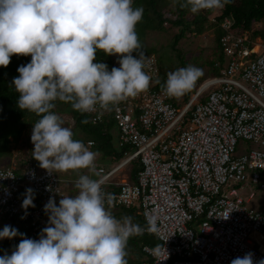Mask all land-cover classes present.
I'll list each match as a JSON object with an SVG mask.
<instances>
[{"label": "built area", "instance_id": "obj_1", "mask_svg": "<svg viewBox=\"0 0 264 264\" xmlns=\"http://www.w3.org/2000/svg\"><path fill=\"white\" fill-rule=\"evenodd\" d=\"M211 11L217 22V9ZM220 24L226 65L187 99L164 93L159 60L150 54L146 91L110 110L87 113L95 123L111 116L119 148L128 149L109 168H97L96 179L114 198L110 208H136L145 229L148 219H156L151 234L159 243L143 246L148 258L142 264H230L248 252L254 264L264 259V39L240 33L231 17ZM27 146L20 165L0 166V231L10 225L25 238L39 239L48 225L44 205L50 197L59 205L66 195L58 175L32 157L31 140ZM136 159L142 167L136 180H116ZM247 187L252 190L245 199ZM28 188L35 206L25 210ZM258 193L261 203L249 207ZM20 240L18 235L12 244Z\"/></svg>", "mask_w": 264, "mask_h": 264}, {"label": "clouds", "instance_id": "obj_2", "mask_svg": "<svg viewBox=\"0 0 264 264\" xmlns=\"http://www.w3.org/2000/svg\"><path fill=\"white\" fill-rule=\"evenodd\" d=\"M230 2L173 0L181 9L193 14L206 10L209 15L214 9L219 15ZM143 13V8L133 7V0H0V67L6 68L13 55L31 56L18 67L12 85L19 94V109L40 117L32 128V157L49 173L87 169L92 174H80L77 194L61 197L59 205L49 198L44 205L48 225L39 239L25 238L5 225L0 240L18 235L21 240L16 247L12 244L10 255L0 256V264H128L129 239L157 231L155 217L147 220L145 229L131 216L118 219L112 214V194L92 178L100 174L97 153L75 139L53 111L56 101L70 103L81 114L107 111L150 87L136 31ZM98 51L117 56L119 67L109 71L106 63L97 62ZM203 74L191 64L178 68L167 73L163 91L181 98ZM23 195L22 208L34 207V190L28 188ZM253 256L248 252L230 264H254ZM256 264H264V259Z\"/></svg>", "mask_w": 264, "mask_h": 264}, {"label": "trees", "instance_id": "obj_3", "mask_svg": "<svg viewBox=\"0 0 264 264\" xmlns=\"http://www.w3.org/2000/svg\"><path fill=\"white\" fill-rule=\"evenodd\" d=\"M173 0H133V7H141L144 10L142 20L137 24L136 31L141 43L140 51H143L142 39L149 31L164 30L166 25L170 27H177L180 32L175 36L177 42L183 38L186 32L195 35L203 34L207 27H213L216 31V44L219 51L218 58L211 61V71L209 76L213 77L219 74L220 69L225 67L227 59L224 50L221 46L222 29L218 23H221L225 17H231L235 21V28L240 33H248L252 31L253 23L258 21L264 22V0H231L225 5L220 14L217 15V23H213L208 19L210 11H201L197 14L191 13L187 9H181L179 3L174 4L175 9L170 10L169 6ZM253 36H261L264 39V30H254ZM155 49H150L149 52L153 53ZM97 62H103L108 65L109 71L112 67H119L117 56H106L103 52H97ZM31 61V56L13 55L10 64L5 67H0V159L6 155L11 154L10 143H30V139L25 137L29 132L32 133L34 123L40 118L36 114L27 110L19 109L17 101L19 94L15 91L12 81L19 75L17 69L21 65H26ZM161 67L162 80L160 85H163L167 78V73L178 69L176 66H167L159 63ZM187 66L185 60L182 62V67ZM207 77H201L204 81ZM189 93L186 94L187 99ZM59 110L62 113H69L75 122V127L82 133L79 136L73 131L74 138L83 141L85 144L88 141H93L94 146L92 149L101 153L103 158L110 160H121L128 152L127 148H119L118 138L116 140L115 121L110 116L108 119L101 123H95L91 116L87 113L81 114L74 111L70 103L61 101L55 102L53 111L57 113ZM58 114V113H57ZM84 121H87L86 123ZM117 130V129H116ZM31 136V135H30ZM118 137V132H117ZM27 141V142H26ZM141 162L139 160L130 161V180L135 181L138 172L141 170ZM116 218L123 216L133 217V222L138 223L141 227H146L144 219L138 210L134 207H115L110 209ZM12 239L0 240V256L5 253L9 254L14 250L11 243ZM158 239L151 233L144 232L143 235L133 236L128 241L127 252L129 255L128 264H142L145 261L144 252L142 247L144 245L155 246ZM131 255V257H130Z\"/></svg>", "mask_w": 264, "mask_h": 264}, {"label": "rangeland", "instance_id": "obj_4", "mask_svg": "<svg viewBox=\"0 0 264 264\" xmlns=\"http://www.w3.org/2000/svg\"><path fill=\"white\" fill-rule=\"evenodd\" d=\"M169 9H175L174 4L169 6ZM222 8L219 9L221 12ZM205 12V11H204ZM215 15V11L211 12V15L208 16V19L211 20L210 17ZM217 23V22H213ZM219 27H220V23ZM166 29L164 30H156V31H149L147 32L143 39V53L145 57L150 54H155L158 58L159 63L161 62L167 66H176L177 68L182 67V62L185 60L187 65L191 64L196 67H199L203 70V78L209 76L211 71V61H214L218 58V49L216 44V31L213 27H207L203 34L195 35L190 32H186L185 36L181 38L176 46H174L176 41V35L180 32V29L177 27H170L169 24L166 25ZM221 28V27H220ZM254 30H264V22L258 21L253 23L252 31L250 33L253 35ZM259 38V37H257ZM150 49H155L153 53L149 52ZM119 65V64H118ZM57 113L60 115L62 120L64 121L65 127H69L72 131H75L79 136L82 135L79 130L75 127L74 119L72 115L69 113H62L57 110ZM115 137L117 140V130L115 129ZM31 133L29 132L25 137L30 139ZM31 140V139H30ZM27 142V141H26ZM26 143H10V150L11 154L6 155L0 159V166L2 167H15L20 165L21 157L24 155L25 149H27ZM91 149V148H90ZM94 151L93 149H91ZM95 152V151H94ZM97 153V152H96ZM96 167H106L109 168L114 161L110 160L109 158H103L101 153H97L96 159ZM58 177L61 179V188L65 195L74 196L77 193H73L71 191V186L78 179L80 174H88L92 175L88 172L87 169H82L78 171H69L67 173H56ZM99 176H92L93 179L98 178ZM122 177H125L129 180L130 177V163L124 167V171L119 173V177L116 180H121ZM75 186V185H74ZM252 188L247 187L246 190L242 193V196L247 199ZM262 201L261 193H258L256 197V201L252 202L249 207L256 208V205H259ZM117 208V207H116ZM113 209V208H112ZM110 210V209H109ZM143 251V247H142ZM144 252V251H143ZM145 253V252H144ZM131 257V255H130ZM145 259L148 258L146 253L144 254ZM127 260L129 259V255H127Z\"/></svg>", "mask_w": 264, "mask_h": 264}]
</instances>
